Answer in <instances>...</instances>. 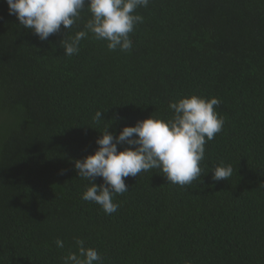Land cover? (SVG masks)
Here are the masks:
<instances>
[{
    "label": "trees",
    "instance_id": "trees-1",
    "mask_svg": "<svg viewBox=\"0 0 264 264\" xmlns=\"http://www.w3.org/2000/svg\"><path fill=\"white\" fill-rule=\"evenodd\" d=\"M137 13L130 51L89 33L66 56L63 25L41 41L0 0V264H63L76 238L102 264H264V0H150ZM191 94L219 98L226 118L199 178L129 176L112 214L82 199L90 181L73 161L101 132L168 118ZM229 164L232 176L213 181Z\"/></svg>",
    "mask_w": 264,
    "mask_h": 264
},
{
    "label": "clouds",
    "instance_id": "clouds-1",
    "mask_svg": "<svg viewBox=\"0 0 264 264\" xmlns=\"http://www.w3.org/2000/svg\"><path fill=\"white\" fill-rule=\"evenodd\" d=\"M10 15H15L24 28L30 29L41 41L61 31L67 33L77 24L84 12L90 14L83 28L61 41L64 55L72 56L80 50L81 41L89 33L98 41H105L109 51L128 52L133 47L130 33L144 17L137 9L147 7L150 0H6ZM221 100L191 94L169 102L172 115L168 118L150 115L135 125H126L113 135L108 128L101 132L93 153L73 161L78 177L90 181L82 199L98 204L105 214L119 208L114 197L129 190L125 183L129 176L159 169L168 182L180 186L191 184L202 174L200 162L205 158V145L222 131L225 117L216 111ZM99 122L102 111L95 113ZM118 145H127L118 150ZM64 170H61L63 174ZM233 167L219 165L212 170V180H228ZM101 177L103 182L94 181ZM64 247L61 239L55 241ZM76 251H69L63 264H102L101 256L84 240L75 239Z\"/></svg>",
    "mask_w": 264,
    "mask_h": 264
}]
</instances>
